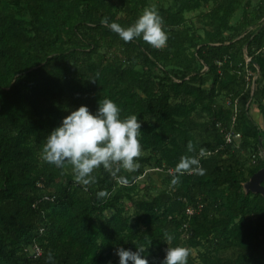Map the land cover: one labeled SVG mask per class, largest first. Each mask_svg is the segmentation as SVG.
Wrapping results in <instances>:
<instances>
[{"label":"trees","instance_id":"1","mask_svg":"<svg viewBox=\"0 0 264 264\" xmlns=\"http://www.w3.org/2000/svg\"><path fill=\"white\" fill-rule=\"evenodd\" d=\"M152 1L165 46L125 41L111 29L113 21L134 23ZM195 11L194 20L187 14ZM248 69L259 73L255 90ZM223 94L234 108L218 102ZM104 97L142 120L141 167L118 174L138 177L130 185L101 167L84 186L71 165L41 156L70 110L95 111ZM252 103L264 115V0H0V264H119L116 249L138 245L149 264H161L165 231L170 246L190 248L188 264H264V196L243 187L264 167V120ZM234 115L242 136L226 145L217 124L230 128ZM189 141L197 153L204 148L206 171L173 184L177 162L195 154ZM245 151L256 162L247 164ZM148 167L169 171L171 185L138 196ZM102 189L109 195L98 197ZM189 205L197 207L190 217Z\"/></svg>","mask_w":264,"mask_h":264},{"label":"clouds","instance_id":"2","mask_svg":"<svg viewBox=\"0 0 264 264\" xmlns=\"http://www.w3.org/2000/svg\"><path fill=\"white\" fill-rule=\"evenodd\" d=\"M110 27L125 41L142 37L156 48L165 46L168 40L163 17L151 7L145 8L134 23L127 27L114 21ZM98 103L95 111L87 104L70 110L61 122L49 131L42 146L41 156L44 161L57 167L71 165L74 180L84 186L96 180L95 171L101 167L119 183L130 185L138 177L129 178L118 174L122 170L134 172L141 167L138 157L143 155L142 120L134 113L122 115L120 105L110 97H104ZM187 148L190 153L195 154L182 156L177 162L173 184L186 172L203 174L206 171L201 164L204 148H200L197 153L192 141L188 142ZM97 195L106 197L109 193L102 189ZM173 239V234L165 231L164 240L169 247L161 264H188L190 248L184 245L170 246ZM116 251L119 264H149L143 245H138L135 250L121 246ZM46 259H53L51 251Z\"/></svg>","mask_w":264,"mask_h":264},{"label":"rangeland","instance_id":"3","mask_svg":"<svg viewBox=\"0 0 264 264\" xmlns=\"http://www.w3.org/2000/svg\"><path fill=\"white\" fill-rule=\"evenodd\" d=\"M258 2V0H252V4H256ZM151 7L153 8L155 5V2L152 1L151 3ZM251 10V7H250ZM199 12V11H198ZM196 14L197 12H190L187 15L191 18H193L194 20L196 19ZM243 15V8L241 7L238 12L236 13L233 21H237L240 20V18ZM197 23V26H199V28L202 27L201 23ZM258 26V24H253L250 26V30H254L256 27ZM206 69V68H205ZM248 73L251 74V76H253V84L252 87L255 90L256 88V79L259 76L258 72H255L253 70H249L248 69ZM218 102L222 103L224 106H229L234 108L235 107V103L232 102L231 98H228V96L226 95H220L217 98ZM234 103V105H233ZM250 104V101L247 103ZM251 109V113H254V115L258 116V121L261 124V121L264 120V115L261 114L258 111V107L256 105V103H252L250 106ZM258 113V114H255ZM209 118V114L205 115V117L203 118V120H207ZM262 140H261V145L258 149V154L259 157L264 159V132L263 135L261 136ZM242 158L245 159V161H247V164L252 163L253 159L250 158L249 154L245 151L242 152ZM251 161H250V160ZM253 164V163H252ZM169 171H165L162 169H158V168H154V169H150L149 167L147 168L145 174L143 176H141L138 180V188L137 191L138 192V196H143L145 194H154L159 192L161 189L165 188V187H169L171 184L170 182H168V179L166 178L168 176ZM124 206L126 209V212L128 214H130L132 217L135 216L136 214V205H135V199H125L124 201ZM187 238V236L185 234H182V239L185 240ZM199 248H193L192 252L194 255H197V253L199 252ZM231 253V250L225 251L224 254L228 255ZM198 263H200V261L197 260Z\"/></svg>","mask_w":264,"mask_h":264},{"label":"built area","instance_id":"4","mask_svg":"<svg viewBox=\"0 0 264 264\" xmlns=\"http://www.w3.org/2000/svg\"><path fill=\"white\" fill-rule=\"evenodd\" d=\"M247 61H250V57H248V56H247ZM235 119H236V115L233 116V121H232L230 128H223L220 123L217 124L219 127H221V129L223 131L226 145L233 143L235 140L241 138V136H242L241 132L237 131L235 126H234ZM252 159H253V162H256L257 156L254 155ZM202 205H203L202 203H198L199 207H201ZM196 209H197L196 206L189 205L187 207L188 216L190 217L192 214H194ZM187 225H188V223H187ZM36 250H37V253H36L37 255L41 253L40 248L38 246H36Z\"/></svg>","mask_w":264,"mask_h":264},{"label":"water","instance_id":"5","mask_svg":"<svg viewBox=\"0 0 264 264\" xmlns=\"http://www.w3.org/2000/svg\"><path fill=\"white\" fill-rule=\"evenodd\" d=\"M243 187L245 192L252 191L264 196V167L252 174L251 177L243 183Z\"/></svg>","mask_w":264,"mask_h":264},{"label":"crops","instance_id":"6","mask_svg":"<svg viewBox=\"0 0 264 264\" xmlns=\"http://www.w3.org/2000/svg\"><path fill=\"white\" fill-rule=\"evenodd\" d=\"M258 117V116H257Z\"/></svg>","mask_w":264,"mask_h":264}]
</instances>
